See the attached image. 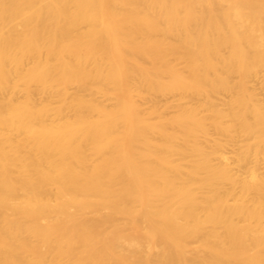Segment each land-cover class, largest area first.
I'll list each match as a JSON object with an SVG mask.
<instances>
[{"label": "bare ground", "instance_id": "bare-ground-1", "mask_svg": "<svg viewBox=\"0 0 264 264\" xmlns=\"http://www.w3.org/2000/svg\"><path fill=\"white\" fill-rule=\"evenodd\" d=\"M262 71L264 0H0V264H264Z\"/></svg>", "mask_w": 264, "mask_h": 264}, {"label": "rangeland", "instance_id": "rangeland-1", "mask_svg": "<svg viewBox=\"0 0 264 264\" xmlns=\"http://www.w3.org/2000/svg\"><path fill=\"white\" fill-rule=\"evenodd\" d=\"M250 88L252 90H255L257 93V97L259 100L264 102V71L260 72L258 75L253 76L250 81ZM173 98L172 96H159L158 100L162 104L168 100H171ZM227 98V93L220 94L215 98V100L222 104L224 100ZM200 109H203V107H200ZM172 111V109H170ZM214 136L218 137L217 134H214ZM245 137L242 136L240 139H244ZM235 148L236 145H225L221 147V151H223L229 158V161H233L234 155H235ZM234 165V164H233ZM263 170H264V164H262Z\"/></svg>", "mask_w": 264, "mask_h": 264}]
</instances>
